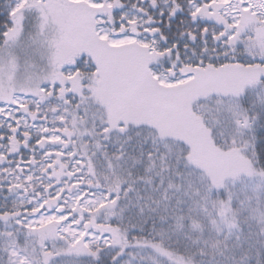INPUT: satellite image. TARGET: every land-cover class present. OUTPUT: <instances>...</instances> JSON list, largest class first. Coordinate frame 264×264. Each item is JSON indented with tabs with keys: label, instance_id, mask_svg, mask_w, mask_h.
I'll return each instance as SVG.
<instances>
[{
	"label": "snow or ice",
	"instance_id": "1",
	"mask_svg": "<svg viewBox=\"0 0 264 264\" xmlns=\"http://www.w3.org/2000/svg\"><path fill=\"white\" fill-rule=\"evenodd\" d=\"M0 264H264V0H0Z\"/></svg>",
	"mask_w": 264,
	"mask_h": 264
}]
</instances>
